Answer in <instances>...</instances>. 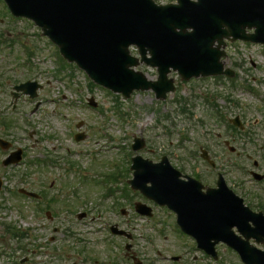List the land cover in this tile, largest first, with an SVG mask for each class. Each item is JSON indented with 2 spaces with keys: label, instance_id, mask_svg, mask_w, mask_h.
Segmentation results:
<instances>
[{
  "label": "rangeland",
  "instance_id": "374dc122",
  "mask_svg": "<svg viewBox=\"0 0 264 264\" xmlns=\"http://www.w3.org/2000/svg\"><path fill=\"white\" fill-rule=\"evenodd\" d=\"M3 11L0 2V136L25 146L27 161L4 167L6 151L0 148V264H92V259L85 258L88 255L102 263L109 261L104 260L107 257L118 264L130 262L125 259L128 256L123 240L110 241L113 249L105 240L109 223L123 221L111 209L133 206L122 188H127L126 180L132 177L126 160L134 154L131 146L135 137L147 142L139 154L153 157L148 153L150 146L158 155L165 152L173 162L183 165L184 159L185 172H195L201 182L213 186V171L193 155H199L200 147L207 148L217 163L226 167L224 175L229 184L245 195L246 201L253 202L252 206L264 207V192L248 172L255 169L253 160L264 163L263 46L228 41L224 65L237 72L234 82L209 78L184 82L173 72L170 76L178 82V88L166 100H158L151 90L134 91L124 98L91 86L86 73L75 64L55 73V45L29 21L13 19ZM27 47L34 52L30 58ZM27 59L32 66L24 64ZM139 69L156 79V69L146 65ZM26 80L44 85L38 95L42 103L35 113L30 110L36 100L30 102L28 97L20 98L17 109H12L13 85ZM91 97L99 103L95 110L87 103ZM178 97L185 99L182 104L186 112L176 102ZM236 117L245 125L241 132H232L227 126L229 118ZM4 119L9 127L2 124ZM27 125L44 135L42 145L52 152V164H31L33 158L47 152L32 144ZM74 131L85 132L87 137L76 141ZM156 159L158 156L152 158ZM119 167L122 174L118 183H111L116 192L106 196L104 177L120 171ZM20 188L36 191L42 198L30 200L22 196ZM137 200L161 208L141 195ZM83 210L88 213L80 219L78 212ZM155 218L165 221L162 209ZM136 223L138 234L144 233L145 238L138 235L133 250L145 264H177L171 255L178 254L182 256L179 264H217L199 258L202 254L171 233L166 222L138 219ZM17 231L20 233L15 234ZM165 232L168 237L163 236ZM178 237L185 238L181 234ZM221 253L224 256L218 264L235 262L228 250L222 248Z\"/></svg>",
  "mask_w": 264,
  "mask_h": 264
},
{
  "label": "water",
  "instance_id": "95a60500",
  "mask_svg": "<svg viewBox=\"0 0 264 264\" xmlns=\"http://www.w3.org/2000/svg\"><path fill=\"white\" fill-rule=\"evenodd\" d=\"M7 2L15 14L26 15L42 25L60 45L66 57L77 60L101 83L113 79L119 82L132 80L126 68L135 62L128 56L130 44L138 45L143 56L150 51L152 58L146 59L147 62L160 63L164 78L169 64L182 66L181 61H186L190 63L186 65L188 71H193L195 67L191 63H196L197 50L175 46V42L205 40L206 43H213L217 38L221 41L223 36L232 33L237 37L264 41V0H199L190 6L174 9L157 6L152 0ZM247 25H255L256 34L247 37L243 29ZM178 27L182 32L186 27H192L194 32L177 33L175 30ZM219 27L221 30H218ZM224 30L226 32H222ZM214 52L211 59L213 64L220 56ZM131 75L132 84L135 85L138 75ZM111 85L118 89L115 84Z\"/></svg>",
  "mask_w": 264,
  "mask_h": 264
}]
</instances>
